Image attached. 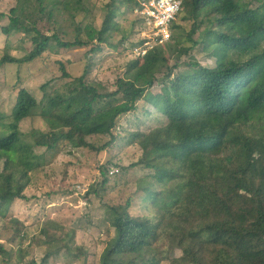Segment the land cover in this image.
Returning a JSON list of instances; mask_svg holds the SVG:
<instances>
[{
    "label": "trees",
    "instance_id": "16d2710c",
    "mask_svg": "<svg viewBox=\"0 0 264 264\" xmlns=\"http://www.w3.org/2000/svg\"><path fill=\"white\" fill-rule=\"evenodd\" d=\"M20 1V8L10 10L9 24L2 31L6 36L27 34L33 48L21 58L6 53L0 65L31 63L55 47L69 50L96 41L90 49L95 54L120 29L117 9L108 5L101 29L89 31L84 42L83 30L70 17L65 0ZM254 1L259 5L245 0H183L178 16L185 13L183 19L190 18V30L176 20L171 39L150 49L145 46L148 38L142 36L149 26L136 15L134 46L140 54L135 48L114 91L88 80L90 59L83 74L65 84L64 94L53 91L41 102L26 88H19L12 113L0 112V127L6 129L0 132V218H6L16 200L26 199L32 173L48 165L34 147L56 156L66 145L94 148L87 138L107 135L111 140L103 147L110 146L118 140L113 132L119 118L133 112L144 99L167 119L164 126L149 132L130 133L142 156L129 167L150 170L140 186L148 212L131 214L132 198L108 205L115 236L101 254L100 264H158L155 245L160 240L168 243V253L181 251L174 264H264V0ZM59 13L69 15L76 34L73 40L39 29L38 21L55 24ZM23 14L35 15V25L28 26ZM186 41L189 46L183 45ZM196 47L214 65L189 62L190 70L174 74L180 59ZM167 52L177 55V63L169 64ZM60 68L63 78H72L63 63ZM161 79V91L153 94L151 89ZM47 87L48 83L42 89ZM114 99L117 103L101 108ZM38 107L49 131L33 129L32 142H27L16 127ZM101 174L87 195H98V189L108 183L105 167ZM12 220L17 238L23 223ZM62 231L54 220L43 223L39 237L48 240L39 239L47 247L43 263L57 255L60 244L69 250ZM0 257L13 264L4 244H0Z\"/></svg>",
    "mask_w": 264,
    "mask_h": 264
},
{
    "label": "rangeland",
    "instance_id": "374dc122",
    "mask_svg": "<svg viewBox=\"0 0 264 264\" xmlns=\"http://www.w3.org/2000/svg\"><path fill=\"white\" fill-rule=\"evenodd\" d=\"M140 1L132 0L133 3L126 4L125 0H65L64 5L70 17L75 18L83 30L80 38L84 42L88 41L89 31L95 33L101 29L109 10L108 5L117 9L119 14L117 22L120 24V29L111 33L109 42L101 45V49L95 54H90V49L97 45L96 41L89 46L73 47L69 50L55 47L52 52H47L42 58L31 63L0 65V112L6 115L12 113L19 88H26L41 102L53 91L66 93L65 84L73 83V78L83 74L89 59L92 66L88 80L101 83L109 92L116 90L115 83L124 76L126 65L133 57L132 52L136 48L134 45L138 39V32H135L137 28L133 25V19L136 16L133 7L135 2ZM245 1L253 2L255 6L259 5L254 0ZM14 7L20 8L21 1L0 0V15L5 16L0 17V59L6 53L21 58L33 48L27 34L13 32L6 36L2 31V27L9 24V13ZM69 15L59 13L58 22L52 25L47 19L38 21V27L43 32H56L64 39L73 40L76 34ZM184 16L185 13L178 16L176 23L189 31L192 21L190 18L183 19ZM22 18L28 26L35 25L37 20L35 15L23 14ZM174 32L180 33L181 30L176 29ZM124 35H128L125 41L122 40ZM183 45L189 46L190 43L186 41ZM167 56L170 65L177 63L175 60L177 55L167 52ZM213 61L202 52L200 47H196L189 55L180 59V65L174 70V74L190 70L191 67L186 65L189 62L213 66ZM62 63L72 78H63L60 68ZM165 71L167 70L165 69L163 73H166ZM162 80L151 89L153 94L161 91ZM46 83L48 87L44 90L42 86ZM115 103H117L116 99L111 100L101 104V108H107ZM39 112V107L34 109L32 116L24 119L16 127L23 133L27 142H32L33 129L49 131L48 123L38 115ZM166 120L162 113L142 99L133 112L119 118L113 132L118 140L110 146L103 147L111 140V136L107 135L88 137L87 142L94 148H74L72 145H66L67 147H64L63 151L56 156L53 153H45L44 148L34 147L36 154L46 157L48 165L32 173L31 184L24 193L26 199L16 200L6 218H0V244H4L11 253L10 262L13 264H100L101 254L115 236V230L109 221L108 205L125 203L128 198H132L131 214L143 215L148 212L144 201L145 194L140 186L142 179L150 174V170L139 166L129 167L139 162L142 156V149L135 143L130 133L149 132L164 126L167 123ZM3 129L5 128L0 127V132ZM101 167L108 170L109 181L103 189L101 187L98 189V195L93 193L87 195L90 186L102 179ZM121 167L130 169L117 173ZM2 169L3 165L0 163V171ZM12 219H18L23 223L17 238ZM46 220H54L60 224L63 230L60 235L69 245V250L60 244L57 255L43 263L47 247L46 243L39 239L47 242L48 240L39 235ZM34 238L37 241H34ZM155 247L158 249L155 252L159 260L158 264H174V259L182 255L178 249L168 253V243L164 240H160ZM79 249L83 252H78ZM0 264H6L1 257Z\"/></svg>",
    "mask_w": 264,
    "mask_h": 264
},
{
    "label": "built area",
    "instance_id": "2783aa9c",
    "mask_svg": "<svg viewBox=\"0 0 264 264\" xmlns=\"http://www.w3.org/2000/svg\"><path fill=\"white\" fill-rule=\"evenodd\" d=\"M182 7L183 0H141L138 3L134 13L143 17L149 26V30L142 33V36L149 40L145 43L148 49L154 44L163 45L171 39L172 25L177 20ZM135 52L140 54V48H136ZM141 53L145 54L146 51L143 50ZM81 190L85 191V189Z\"/></svg>",
    "mask_w": 264,
    "mask_h": 264
}]
</instances>
